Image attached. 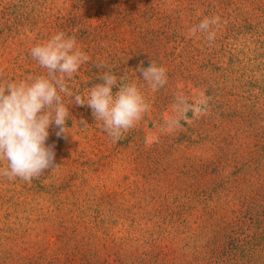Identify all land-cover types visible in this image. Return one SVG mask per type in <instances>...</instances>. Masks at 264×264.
Returning a JSON list of instances; mask_svg holds the SVG:
<instances>
[{"label":"rangeland","instance_id":"1","mask_svg":"<svg viewBox=\"0 0 264 264\" xmlns=\"http://www.w3.org/2000/svg\"><path fill=\"white\" fill-rule=\"evenodd\" d=\"M11 1L18 0H0ZM228 1L232 3L229 7L216 5L212 9L213 16H219L220 21L222 16L234 18L238 13L236 0ZM40 2L42 8L46 4V7L66 13V7L74 0H68L66 6L64 0ZM237 2L242 9L249 5L243 4L242 0ZM176 4L171 5L167 0L170 10H174ZM206 10L198 8L194 12L198 16H207ZM200 36H194L191 43H197ZM125 38L130 53L126 61L141 60L144 68L149 66L150 59H157L170 70L166 60L180 54L184 46L183 42L169 43L158 51L128 35ZM77 46L90 57L87 63L106 64L107 56L105 53L100 55V46H92L93 50L83 43ZM84 72L78 69L73 76L83 82L87 99L89 89L102 81L97 77L94 82ZM142 79V74H137L131 81L137 84L149 109L118 142L107 135L100 123L96 130H91L90 139L77 135L75 129H67V135L57 137L55 133L59 129L50 126L46 144L55 145L54 165L58 167L45 170L30 183L19 178L9 181L0 177V231L6 233L1 236L3 247L19 248V255L32 257L34 264H138L134 262L135 252L149 250V246L126 243L122 238L131 235L139 238L146 231L156 234L178 231L181 234L178 238L162 242L164 253L160 254L158 263L207 264L201 257L197 259L194 241L188 239L192 233L210 237L232 228L233 231H250L247 223L238 220L240 202L242 204L246 197L251 209L253 198L255 212L264 211L260 186L247 181H231L215 189L217 178L213 175L216 170H212L209 160L220 153L218 145L201 144L199 138L188 139L186 133L187 126L192 123L187 113L192 111V116H196L199 109L182 102V96L173 94L171 89L153 91ZM117 90L113 88V93ZM192 92L195 95L196 92ZM203 102L206 101L199 98L195 105ZM83 110L77 105L79 113ZM224 147L226 149V145ZM3 166L6 161H0V167ZM229 171L227 169L226 173ZM201 192L203 195L199 199L195 195ZM209 194L213 198H207ZM61 221H64L65 229L59 226ZM14 231L27 232L18 238ZM58 231L85 234L79 247L83 251L99 253L93 258L76 253L77 242L61 243L57 240ZM98 231H108L110 238L105 241V236ZM198 241L197 252L205 251L200 245L201 238ZM59 245L70 251L66 254L69 261L61 256L47 263L50 259L45 256L55 255ZM123 251L126 262L120 260L121 256L118 258ZM9 264H23V261L16 257Z\"/></svg>","mask_w":264,"mask_h":264},{"label":"trees","instance_id":"2","mask_svg":"<svg viewBox=\"0 0 264 264\" xmlns=\"http://www.w3.org/2000/svg\"><path fill=\"white\" fill-rule=\"evenodd\" d=\"M40 1L0 2V57L3 58L0 60V81H20L44 74L46 69L31 57L30 50L58 31L75 36L77 44L83 43L87 49L100 46V55L106 54L105 67L85 63L79 68L94 82L107 68L118 77L126 75L129 83L137 74H142L136 71L141 60L126 61L130 53L125 46V35L151 45L155 50H162L161 47L169 43L183 42L181 53L166 60L170 70L166 69L164 62L156 59L157 65L163 66L167 74V81L160 88L171 89L173 94L182 96V102L199 109L196 116H192V111L187 113L192 123L187 126L186 133L188 139L199 138L201 144L218 145L220 153L209 160L212 170H216L213 175L217 178L215 189L231 181H247L260 186V194L264 196V0H242L243 4L249 3L244 9L236 0L235 10L238 13L234 18L222 16L216 28V38L211 43L206 40V34L200 32L195 35H201L200 40L191 43L194 36L189 35V30L203 18L213 17V7H229L231 1L169 0L171 5L177 3L173 6L174 10H170L167 0H74L71 6L66 7V13L55 10V7H46V4L42 8ZM67 2L64 0L65 6ZM198 8L207 9L208 15H196L194 10ZM186 30L188 33H185ZM74 78L68 80L69 88L85 99L83 82ZM192 90L196 92L195 95ZM199 98L206 102L195 105ZM65 102L70 104V116L65 126L75 129L77 135L90 139L91 130H96L98 123L102 125V122L95 121L87 105L82 106L84 110L79 113L71 98L65 97ZM81 120L86 121L88 127L80 124ZM227 169L230 171L226 173ZM201 195L203 192L195 196L201 199ZM206 196L213 198L212 194ZM244 199L242 204L240 202L238 220L247 223L250 231H233L232 228L210 237L192 233L188 239L194 241L197 259L201 257L207 264H264V211L255 212L253 203L256 201L252 198L250 209L251 204L246 197ZM59 226L65 229L64 221ZM14 232V236L18 235L19 238L27 231ZM98 232L105 236V241L110 238L108 231ZM167 232L156 234L155 231H146L139 238L131 235L121 240L149 246V250L135 252L134 262L160 264L159 256L164 253L162 242L181 235L178 231H171L174 235ZM4 234L5 231H0V264H9L16 257L23 264L35 263L32 257L29 259L19 255V248L3 247L1 236ZM84 238L85 234L81 235L79 231L57 233V240L61 243L77 242L76 253L92 258L97 256L98 251L87 252L79 247ZM199 238L201 247L205 249L200 253L197 252ZM18 243L21 244L20 241ZM59 246L55 255L45 256L50 259L47 263L61 256L66 262L69 261L66 254L70 251L65 246ZM120 256V260L124 259V251L118 258Z\"/></svg>","mask_w":264,"mask_h":264},{"label":"clouds","instance_id":"3","mask_svg":"<svg viewBox=\"0 0 264 264\" xmlns=\"http://www.w3.org/2000/svg\"><path fill=\"white\" fill-rule=\"evenodd\" d=\"M220 17H205L189 30L190 36L206 34L213 42ZM31 57L46 69L42 75L29 76L20 81H0V177L9 181L21 179L30 183L47 169H55V145L46 144L50 126L59 130L57 137L67 135L66 121L70 112L65 97L75 105H87L103 130L114 141L133 128L149 109L136 83H125L126 75L118 77L112 70L98 76L102 83L94 84L88 91L87 101L68 86V80L90 57L77 46L75 36L58 31L47 41L33 46ZM138 66L145 81L153 91L167 81L166 69L150 59L147 68ZM105 67L103 63L97 65ZM119 81V83H118ZM113 88L118 90L113 93ZM88 127L86 121L79 122Z\"/></svg>","mask_w":264,"mask_h":264}]
</instances>
